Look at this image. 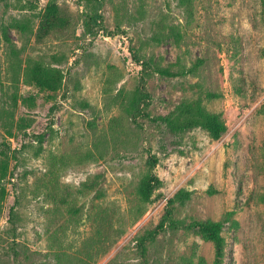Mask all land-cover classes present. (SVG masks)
Instances as JSON below:
<instances>
[{
	"label": "rangeland",
	"instance_id": "1",
	"mask_svg": "<svg viewBox=\"0 0 264 264\" xmlns=\"http://www.w3.org/2000/svg\"><path fill=\"white\" fill-rule=\"evenodd\" d=\"M49 2L69 26L38 41ZM133 53L174 72L201 60L194 74L148 78L147 112L166 116L219 94L204 104L222 114L221 138L135 123L126 112L139 81ZM32 62L62 73L57 91L24 83ZM0 154V264H141L136 238L180 190L191 198L174 205L173 219L221 222L223 264H264L263 1L0 0ZM149 154L161 185L142 204ZM145 260L211 264L213 245L167 229L146 244Z\"/></svg>",
	"mask_w": 264,
	"mask_h": 264
},
{
	"label": "trees",
	"instance_id": "2",
	"mask_svg": "<svg viewBox=\"0 0 264 264\" xmlns=\"http://www.w3.org/2000/svg\"><path fill=\"white\" fill-rule=\"evenodd\" d=\"M190 1V0H189ZM263 12H264V0ZM101 15L94 13L90 18L92 25L98 26L101 22ZM69 26L68 19L64 12L55 2H49L39 22L35 33V38L42 41L55 31L65 30ZM91 29L89 28V32ZM134 61L140 65L138 86L133 92L131 101L129 102L126 112L130 115L135 123L137 119H150L147 109L149 107L150 95L146 90V81L148 78L156 75L160 78H176L189 74H194L202 61L197 60L192 68L181 71H171L169 67H161L153 63L151 59L141 60L133 53ZM62 73L58 69L42 66L38 62H32L27 65L23 71V81L26 84L36 86L40 90L50 92L57 91L62 83ZM219 94L210 92L205 95L198 96L195 99H186L181 101L166 116H158L150 119L153 123H160L173 135L182 134L188 130L199 128L204 130L213 140H218L226 132V125L220 112L209 111L204 101L219 98ZM18 122L16 124L19 127ZM6 129V128H5ZM6 135L12 138V133L6 129ZM0 156H4L0 154ZM158 163L155 155L149 154L146 160V172L144 173L138 189L137 198L140 203L147 204L151 201L152 195L160 187L161 181L155 175L154 169ZM7 175V164L5 159H0V181ZM88 190L94 186L92 184H84ZM4 188H0V204L4 200ZM191 198L188 191H178L172 199L167 200L166 209L159 223L152 230H147L142 236L136 238L137 249L142 259L141 264H147L145 260L146 244L153 242L156 237L168 230H188L195 231L205 241L213 245V260L211 264H223L225 242L221 235L223 224L219 221H195L192 220L187 224L173 219V208L175 204L182 205ZM1 212V205H0ZM11 221V219H10Z\"/></svg>",
	"mask_w": 264,
	"mask_h": 264
}]
</instances>
